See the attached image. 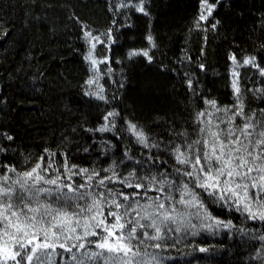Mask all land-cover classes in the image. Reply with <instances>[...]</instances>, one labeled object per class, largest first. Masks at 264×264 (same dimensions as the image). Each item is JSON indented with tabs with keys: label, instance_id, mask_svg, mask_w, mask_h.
Returning a JSON list of instances; mask_svg holds the SVG:
<instances>
[{
	"label": "trees",
	"instance_id": "obj_1",
	"mask_svg": "<svg viewBox=\"0 0 264 264\" xmlns=\"http://www.w3.org/2000/svg\"><path fill=\"white\" fill-rule=\"evenodd\" d=\"M139 2L0 0V175L15 178L8 167L22 173L44 157L42 167L49 161L53 166L42 174L59 176L64 183L70 182L65 160L76 166L73 172L109 168L115 162L121 177L135 170L137 176L163 172L176 182L186 180L176 173L173 166L179 165L171 150L184 143L181 133L197 136L195 117L207 108L205 100H215L219 107L236 103L233 70L239 74L245 112L262 114L264 91L256 89L264 90V77L242 62L255 57L264 67V0H209L215 7L199 26L201 0H144L148 15L131 6ZM85 31L104 41L97 44L95 57L108 58L98 65L92 85L87 83L94 74L84 59L91 47ZM133 51H148L151 63L143 55L130 58ZM233 56L241 66H234ZM100 88L104 99L96 96ZM109 112L118 113L110 118L115 127L109 123V131H97ZM129 122L145 132L149 145L158 147L139 144L128 131ZM237 123L242 121L237 118ZM105 175L111 173L101 172ZM71 181L79 185L84 178L74 175ZM107 187L129 195L136 192L121 184ZM201 198L214 217L230 221L231 227L171 233L160 241L161 248L144 249L156 257L153 264H264V222L222 207L206 194ZM57 252L63 260L57 255L54 264H75L71 253L59 248Z\"/></svg>",
	"mask_w": 264,
	"mask_h": 264
},
{
	"label": "snow or ice",
	"instance_id": "obj_2",
	"mask_svg": "<svg viewBox=\"0 0 264 264\" xmlns=\"http://www.w3.org/2000/svg\"><path fill=\"white\" fill-rule=\"evenodd\" d=\"M143 3L144 0H140L131 6L148 15ZM214 7L209 0H201L197 26L211 16ZM107 36L110 44L111 30ZM84 39L91 44L84 59L90 63L89 71L94 74V78L87 81L92 85L94 79H98L95 75L100 71L98 65L108 63V58L99 60L94 55L97 44L104 43L101 36L85 31ZM147 40L155 46L151 35ZM138 55L151 63L148 51L129 53L130 58ZM230 59L235 67L241 66L235 56ZM242 63L255 66L264 77V67L256 64L255 57L246 58ZM200 67L203 70L204 66ZM238 75L233 70L231 88L236 103L232 107H219L215 100H205L207 108L198 111L195 117L199 125L195 129L197 136L190 138L188 133H181L185 137L184 143L171 150L176 165H179L173 167L186 180L176 182L163 172L137 176L135 170L121 177L115 170V162L109 168L91 171L79 168L73 172L76 166L70 167L65 160L63 167L70 173L69 183L62 182L59 176L46 178L42 174L53 166L49 161L47 167H42L44 157L22 173L8 167L7 171L16 175L15 178L0 175V264H54L57 255L63 260L58 248L71 253V261L75 264H153L156 257L145 259L151 254L144 249L161 248L160 241L171 233L231 227L230 221L225 223L211 214L202 194L250 220L264 222V110L260 116L245 112ZM188 86L192 87L191 80ZM102 92L103 88H100L96 93L98 99H104ZM116 115L118 113L109 112L104 116L106 123L97 131H109V123L115 127L110 118ZM237 118L242 123H237ZM128 131L142 146L158 147L148 144L145 132L136 124L129 122ZM101 172L111 175L101 176ZM74 175L84 178V183L76 185L72 182ZM110 183L135 188L136 192L129 195L115 191L107 187ZM85 188L103 191H85ZM149 192L157 195L149 196ZM193 219L199 224H194ZM192 234L196 232L192 231ZM260 239L264 240V236ZM149 241L156 243L149 244ZM90 245L93 246L91 250ZM200 251L207 249L200 248ZM63 264H69V261L64 260Z\"/></svg>",
	"mask_w": 264,
	"mask_h": 264
},
{
	"label": "rangeland",
	"instance_id": "obj_3",
	"mask_svg": "<svg viewBox=\"0 0 264 264\" xmlns=\"http://www.w3.org/2000/svg\"><path fill=\"white\" fill-rule=\"evenodd\" d=\"M259 222H261L260 220H258ZM145 259H151V257L150 256H148V257H144Z\"/></svg>",
	"mask_w": 264,
	"mask_h": 264
}]
</instances>
